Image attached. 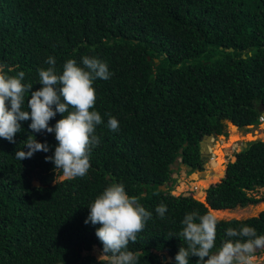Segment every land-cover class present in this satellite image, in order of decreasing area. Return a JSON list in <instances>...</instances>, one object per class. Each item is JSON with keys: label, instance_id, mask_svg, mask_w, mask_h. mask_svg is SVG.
Instances as JSON below:
<instances>
[{"label": "trees", "instance_id": "1", "mask_svg": "<svg viewBox=\"0 0 264 264\" xmlns=\"http://www.w3.org/2000/svg\"><path fill=\"white\" fill-rule=\"evenodd\" d=\"M50 55L59 72L68 59L80 63L85 55L107 63L111 77L93 85L94 110L103 120L96 127L99 143L87 175L58 179L62 170L45 160L58 145L54 132H33L29 119L20 122L15 143L0 138V264H107L91 252L95 245L103 250L96 236L100 225L85 219L88 206L113 182L123 183L152 213L128 245L140 254L138 264H176L187 213L239 214L231 208L261 200L248 193L264 186L260 138L248 139L226 171L208 163L206 201L171 189L178 157L203 168V135L222 133L228 119L245 128L261 122L264 0H0L5 71H24L23 83L35 91L42 87L38 69L48 67ZM27 99L30 93L24 106L30 111ZM109 115L118 119V131L107 127ZM60 118L57 113L50 126ZM29 134L47 142L49 151L17 160V150L27 151L23 141ZM161 203L167 206L164 218L155 211ZM244 225L264 235V209L219 218L216 248L230 239L228 228ZM162 250L171 260H162ZM198 259L191 256L189 264Z\"/></svg>", "mask_w": 264, "mask_h": 264}, {"label": "clouds", "instance_id": "2", "mask_svg": "<svg viewBox=\"0 0 264 264\" xmlns=\"http://www.w3.org/2000/svg\"><path fill=\"white\" fill-rule=\"evenodd\" d=\"M45 64L48 67L38 69V82L42 87L35 91L32 84L23 83L24 71L10 75L5 71L6 66L0 65V138L15 143V135L22 131L20 122L30 119L29 127L33 132H54L58 141L54 155L45 156V160L62 170L66 179L83 177L91 167L92 149L99 143L96 127L103 123L100 113L94 110L97 99L94 81L107 80L112 73L107 63L96 56L85 55L80 63L68 59L62 72L57 70L56 59L51 55ZM29 93L26 105L30 111L24 107ZM57 113L61 118L50 126L49 121ZM261 115L264 116V110ZM107 127L118 131V119L109 115ZM23 146L27 151L22 147L15 153L20 161L31 158L36 152L49 151L47 142L38 141L32 134L23 141ZM88 207L85 223L100 225L96 229V236L103 245V250L98 246L102 251L99 260L107 264H138L140 254L129 250L128 245L136 242L138 233L152 215L141 205L140 198L130 196L123 183L113 182ZM155 211L164 218L167 206L161 203ZM218 223L219 218L212 211L203 215L198 211L187 213L181 221L179 237L184 243L175 255L176 264H189L191 256L199 258L196 264H254L255 252L264 249V235H258L255 228L248 225L239 229L230 227L226 230L230 239L216 248Z\"/></svg>", "mask_w": 264, "mask_h": 264}, {"label": "rangeland", "instance_id": "3", "mask_svg": "<svg viewBox=\"0 0 264 264\" xmlns=\"http://www.w3.org/2000/svg\"><path fill=\"white\" fill-rule=\"evenodd\" d=\"M231 125H235V128H231ZM261 133L264 134V120H261L259 125H248V128L239 127L235 123H231L230 120L224 121L223 132L214 134L213 143L210 144V155L204 156L203 168L186 170L184 167L175 169V163L173 164L174 171L172 173L173 177L176 178V181L173 184L171 192L173 194H192L199 200L205 201L206 197V189L210 186H204L205 183L208 184V176L201 175L198 173V170L205 169L208 170V163L210 162L213 165H221L222 168L226 171V165L229 161H233L236 158L235 152L239 150L240 145H242L244 140L252 139V138H260L264 140V136H259ZM213 139V138H212ZM222 147V151L225 152L224 155L220 159L217 158L218 147ZM204 152V150H203ZM180 160V158H179ZM196 174V175H195ZM62 173L58 176V179H63ZM34 183H37L34 181ZM203 191V196H200L198 191ZM248 193L255 197H262V199L257 203H248L245 206H236L231 209H238L239 214H235L232 210L222 211L221 214L226 213L228 215H217L218 218H230V217H238L243 218L251 215L258 214L261 209H264V206L257 210H255L253 206L262 203L264 205V186H258L252 190H249ZM91 252L96 255L98 258L101 255L102 251L98 246H94ZM254 264H264V249H257L255 252V260Z\"/></svg>", "mask_w": 264, "mask_h": 264}, {"label": "water", "instance_id": "4", "mask_svg": "<svg viewBox=\"0 0 264 264\" xmlns=\"http://www.w3.org/2000/svg\"><path fill=\"white\" fill-rule=\"evenodd\" d=\"M230 49H232V48H230ZM148 58H150V57H148ZM155 60L158 61V58H155ZM230 122L232 124L234 123L232 120H230ZM214 134H217V133H208V134L203 135L202 140L200 142V146H201V149H202L201 152H203V150H204V152L202 153L203 156H209L210 155V151H209V148H208V143H210V144L213 143ZM245 146H247V140L243 141V143H242V145H240L238 151L243 150L245 148ZM174 163L175 164L179 163V165L181 167H184L186 170H189V171L194 168L192 165L187 164L183 160H179L178 158L174 160ZM177 168H179V167L177 166ZM226 168H227V165H226ZM198 172H204V169H200V170H198ZM160 187L163 188V189L167 188L165 184L160 185ZM205 201H206V197H205ZM210 209H212V207H210ZM161 256H162V260L163 261H167L170 258V257L167 256L165 251H161Z\"/></svg>", "mask_w": 264, "mask_h": 264}, {"label": "flooded vegetation", "instance_id": "5", "mask_svg": "<svg viewBox=\"0 0 264 264\" xmlns=\"http://www.w3.org/2000/svg\"><path fill=\"white\" fill-rule=\"evenodd\" d=\"M202 149H201V146H200V151H201ZM203 152H201V154H202ZM202 157H203V160H204V156H203V154H202ZM203 165H204V162H203ZM177 166L180 168V165H179V163L178 164H176L175 165V169H177ZM178 168V169H179ZM260 199H262V197H259ZM260 201V200H259ZM264 205L262 204V203H260V204H257V205H255V206H253L252 205V207L255 209V210H257L258 211V209L261 207H263Z\"/></svg>", "mask_w": 264, "mask_h": 264}, {"label": "bare ground", "instance_id": "6", "mask_svg": "<svg viewBox=\"0 0 264 264\" xmlns=\"http://www.w3.org/2000/svg\"><path fill=\"white\" fill-rule=\"evenodd\" d=\"M233 128H235L236 129V127L235 126H233ZM212 140V139H211ZM217 144V143H216ZM219 149H218V152L220 153V154H222V155H224V153L225 152H223L222 151V147H219V144H217L216 145ZM201 173H203L204 175H206V176H208L209 174H208V172L206 171V170H204V172H201ZM216 213H221L222 212V210H219V211H215Z\"/></svg>", "mask_w": 264, "mask_h": 264}, {"label": "built area", "instance_id": "7", "mask_svg": "<svg viewBox=\"0 0 264 264\" xmlns=\"http://www.w3.org/2000/svg\"><path fill=\"white\" fill-rule=\"evenodd\" d=\"M260 119H261V120H264V116H263V115H261Z\"/></svg>", "mask_w": 264, "mask_h": 264}]
</instances>
